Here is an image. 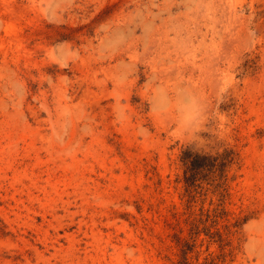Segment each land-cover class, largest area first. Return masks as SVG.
Masks as SVG:
<instances>
[{"label":"rangeland","instance_id":"rangeland-1","mask_svg":"<svg viewBox=\"0 0 264 264\" xmlns=\"http://www.w3.org/2000/svg\"><path fill=\"white\" fill-rule=\"evenodd\" d=\"M0 264H264V0H0Z\"/></svg>","mask_w":264,"mask_h":264},{"label":"trees","instance_id":"trees-1","mask_svg":"<svg viewBox=\"0 0 264 264\" xmlns=\"http://www.w3.org/2000/svg\"><path fill=\"white\" fill-rule=\"evenodd\" d=\"M203 155L200 154H194L193 159H192V165L196 166L197 164H199L201 162V160L203 159Z\"/></svg>","mask_w":264,"mask_h":264}]
</instances>
